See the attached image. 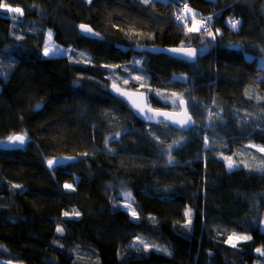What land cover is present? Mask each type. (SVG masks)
Listing matches in <instances>:
<instances>
[{
    "label": "trees",
    "instance_id": "trees-1",
    "mask_svg": "<svg viewBox=\"0 0 264 264\" xmlns=\"http://www.w3.org/2000/svg\"><path fill=\"white\" fill-rule=\"evenodd\" d=\"M168 1L4 0L23 15L0 9L2 260L264 264V172L239 166L247 144L264 148V0H189L213 16L215 39L178 25ZM230 16L241 19L235 29ZM84 23L100 38L79 36ZM46 32L70 56L45 57ZM140 44L195 48L198 60L134 53ZM113 84L146 93L153 109L169 110L154 95L175 94L220 124L147 126ZM15 135L29 139L23 150L1 148ZM58 158L74 161L49 168ZM233 233L251 240L233 247Z\"/></svg>",
    "mask_w": 264,
    "mask_h": 264
},
{
    "label": "water",
    "instance_id": "water-1",
    "mask_svg": "<svg viewBox=\"0 0 264 264\" xmlns=\"http://www.w3.org/2000/svg\"><path fill=\"white\" fill-rule=\"evenodd\" d=\"M204 1L211 2L212 0H204ZM86 26L88 28H91L88 25ZM78 31L81 37L84 36L91 40H96V39H99L100 37L98 33H96L93 29H92V32L97 35H92V34L82 32L80 25L78 26ZM173 48H163L160 46L138 47V48H134L133 52H137L138 54L141 52H147L150 55H166L172 59H176V60H179L187 64H195L197 62L198 60L197 52H196V56L194 59L188 58V57L182 58V54L172 53L168 51L169 49H173ZM176 48H180V47H176ZM184 49H195V48H184ZM195 51L197 50L195 49ZM108 88H109L110 94L114 98L120 100L129 109V111L133 114V116L138 121L142 122L143 124H146L147 126L158 127L161 125H166L174 130L184 132V133L195 128L196 121L193 118V116H191V113L189 112V109H188L187 102L185 100H183L184 101L183 104L179 103L178 105L179 111L177 112H174L171 110L153 109L149 105L148 96L146 93L126 90L121 87H118V85L116 84H113ZM141 108L144 109L143 113L140 111ZM158 113H168L170 118H165L164 116L158 115ZM146 117H151V119H148ZM188 117H191L190 121L188 120ZM157 121H160V122L157 123ZM174 121H187V123H185L183 127H181V124L174 123ZM24 137H25V143L23 145H20L18 142L13 143V142L8 141L6 143H3L1 145V148L5 150L15 151V152L21 151L25 148L26 144H28L29 142V139L26 138V136ZM55 161H59V164L58 165L54 164L53 167H59V166H64L68 163L73 162L74 159L73 158H58ZM0 264H14V263L1 259Z\"/></svg>",
    "mask_w": 264,
    "mask_h": 264
},
{
    "label": "rangeland",
    "instance_id": "rangeland-1",
    "mask_svg": "<svg viewBox=\"0 0 264 264\" xmlns=\"http://www.w3.org/2000/svg\"><path fill=\"white\" fill-rule=\"evenodd\" d=\"M86 1H89V0H86ZM184 5L187 6V9H188L187 12H184L185 13V19H186L184 21V24L187 26V28L193 27V25H197V26H200V25L205 26L206 25L205 21L203 20V14L200 11L191 7L186 1H185ZM203 29H204V27H200V31H197V32H201V30H203ZM48 33L49 32H46V35L44 37L45 38V44L49 43ZM194 33H196V32H194ZM50 43L52 45H55V49L53 50L54 52H56L57 49H61V50H65L66 54L50 53L49 56H45V57H53L54 58V57H61V56L62 57L70 56V54H71L70 49H65V48L59 47L58 45H56L53 42L52 38H51ZM44 47H45V45H44ZM68 50H70V51H68ZM137 61H139V63H137ZM135 64H137V65L142 64V60L141 59H135ZM259 64L261 67H264V60L259 62ZM154 96L156 98L155 101H156L157 105H159V106L166 105L169 110L174 111V112L179 111L178 105L180 103V100H183V98H181L177 95H170V94H168V95L162 94L161 95L160 93H158ZM189 109H190L191 113L193 114L192 116L196 117V120H197L196 122L199 124V126H203V127L205 126V128H208V127L215 128L216 126H219L218 124H220V123L217 119V116L212 115L211 112H206L205 108L203 106L199 105L198 103H193L191 105V108L189 106ZM192 110L194 111V113L192 112ZM237 119L240 122L242 120V117L240 115H238ZM221 142L222 141H216V143H221ZM247 147H248L247 151H242L239 155L240 156L239 166H243L248 170H253L256 172H264V152H261L258 150L261 147L255 146L252 144H247ZM233 166H234V164H233ZM233 166H232V168H233ZM126 203H129V202H126ZM124 205H125V203H124ZM124 208L131 214V208H126V207H124ZM259 230L262 233H264V214H263L260 226H259ZM239 236H249V235H239ZM250 240L251 239L244 240V241H250ZM241 242H243V241H237L236 245H238ZM228 244L231 245L230 243H228ZM2 252H3V249L0 248V257H3V259H4V256L1 255ZM16 264H22V263H16Z\"/></svg>",
    "mask_w": 264,
    "mask_h": 264
},
{
    "label": "snow or ice",
    "instance_id": "snow-or-ice-1",
    "mask_svg": "<svg viewBox=\"0 0 264 264\" xmlns=\"http://www.w3.org/2000/svg\"><path fill=\"white\" fill-rule=\"evenodd\" d=\"M145 2H147V0H145ZM0 9H4L6 10L7 12L9 13H19L21 15H23V11L21 8L19 7H12L10 6L7 2H4V0H0ZM185 12L188 11L187 9V6H185ZM13 19H15V17H13ZM178 19H183V17H178ZM212 18L209 17L208 20L210 21ZM229 23H231V26L233 29H235L237 27V25L239 24V21H229ZM200 27H204V30L208 32L209 36L212 38V39H215V37L212 35V33L209 31V28L204 26V25H200V26H197V25H193V27H190L188 28V32H197V31H200ZM80 28L82 30V32L84 33H88V34H92V35H97L95 33L92 32V29L91 28H88L87 26L81 24L80 25ZM48 38H49V43H46L45 44V47H44V50H43V55L44 56H49L50 53H53V54H66L65 50H61V49H57L56 52H54L53 50L55 49V45H52L50 43L51 41V38H52V33L49 32L48 33ZM70 51V50H68ZM169 52H172V53H179V54H182V58L183 57H188V58H195L196 56V51L195 49H184L183 47H180V48H173V49H169L168 50ZM202 51H204V49H202ZM137 63H139V61H137ZM136 79H139V77H135ZM126 82V81H125ZM115 87V85H114ZM175 95V94H173ZM180 103L183 104L184 101L183 100H180ZM40 106H37V110L39 109ZM140 111L143 113L144 112V109H140ZM158 115H161V116H164L165 118H170L169 117V114L168 113H158ZM148 119H151V117H146ZM188 120L190 121L191 120V117H188ZM160 121H157V123H159ZM174 123H179L181 124V127H183V125L185 123H187V121H174ZM9 141L10 142H18L20 145H23L25 143V137L23 135H15V136H12V137H9ZM259 151L261 152H264V148H259L258 149ZM227 161H228V167L231 169L232 166H233V162H232V159L231 157H224ZM172 161V156L171 154L169 155V162L171 163ZM48 166L49 168H52L54 164H59V161H53V160H48ZM64 187L66 189H73V186L71 184H65ZM74 190V189H73ZM131 196L130 193H125V199H129ZM124 207L126 208H131L130 204L128 203H125ZM74 215L76 216H79V213L78 212H74L73 213ZM65 216H68L69 213L68 212H65L64 213ZM131 215L135 218L136 217V212L134 209H131ZM190 215V214H189ZM188 223L190 224L191 223V220L189 219ZM56 231L58 233H63V228L62 227H57L56 228ZM251 239L250 236H239L235 233H233L231 236L228 237V243H230L233 247L236 246V242L237 241H244V240H249ZM256 251L258 253H260L261 255H264V250L262 249H259L257 248Z\"/></svg>",
    "mask_w": 264,
    "mask_h": 264
},
{
    "label": "bare ground",
    "instance_id": "bare-ground-1",
    "mask_svg": "<svg viewBox=\"0 0 264 264\" xmlns=\"http://www.w3.org/2000/svg\"><path fill=\"white\" fill-rule=\"evenodd\" d=\"M161 1H163V2H165V0H161ZM177 1V3H173L172 4V6H174L175 8H177L178 10H180V11H182V13L184 14V16H182L183 17V19H177V20H175L176 21V23L178 24V25H180V26H182V27H187L185 24H184V21L186 20L185 19V5H184V3H185V1L190 5V2H189V0H176ZM202 1H204V0H202ZM213 1V0H212ZM211 1V2H212ZM210 17L212 18L213 16L212 15H210ZM208 16H205L204 18H203V20L205 21V23H207V20H208ZM234 19H236V21H239V24L241 23V19L240 18H238V17H236V16H230V17H228V19H227V25H228V27H232L231 26V23H229V21H233ZM79 25H81V24H78V25H76V29H77V31H78V26ZM83 25H85L86 26V24L84 23ZM89 26V25H88ZM212 32H213V26H212V29H210ZM210 31V32H211ZM78 33H79V31H78ZM80 36V35H79ZM82 38H84V39H87V40H91V39H88V38H86V37H82ZM52 40H53V38H52ZM45 45V44H44ZM160 46V45H159ZM138 47H157L156 45H149V44H140V45H136L135 47H133L132 49H134V48H138ZM161 47V46H160ZM163 48H173V47H163ZM32 51H33V53L36 55V54H38V52L40 51V48H36V49H31ZM134 53H136V54H138L137 52H134ZM143 53H145V54H149V53H147V52H141V53H139V54H143ZM166 56V55H165ZM138 59V58H137ZM176 60V59H175ZM177 61H179V60H177ZM0 260H1V258H0Z\"/></svg>",
    "mask_w": 264,
    "mask_h": 264
},
{
    "label": "crops",
    "instance_id": "crops-1",
    "mask_svg": "<svg viewBox=\"0 0 264 264\" xmlns=\"http://www.w3.org/2000/svg\"><path fill=\"white\" fill-rule=\"evenodd\" d=\"M168 0H165V3H167L168 4ZM206 2V1H205ZM174 7V6H173ZM174 9H175V11H176V13L179 15L180 14V16L182 15V16H184V14L182 13V11H180V10H178L177 8H175L174 7ZM205 16H208V17H210V15H203V18L205 17ZM206 27H208L209 28V31H211L210 29H212V19L209 21V20H207V23H206V25H205ZM204 30V29H203ZM211 33H212V35H213V32L211 31ZM100 38V37H99ZM166 110V109H165ZM162 126V125H161ZM164 126H166V125H164Z\"/></svg>",
    "mask_w": 264,
    "mask_h": 264
},
{
    "label": "built area",
    "instance_id": "built-area-1",
    "mask_svg": "<svg viewBox=\"0 0 264 264\" xmlns=\"http://www.w3.org/2000/svg\"><path fill=\"white\" fill-rule=\"evenodd\" d=\"M236 21V19H234Z\"/></svg>",
    "mask_w": 264,
    "mask_h": 264
}]
</instances>
